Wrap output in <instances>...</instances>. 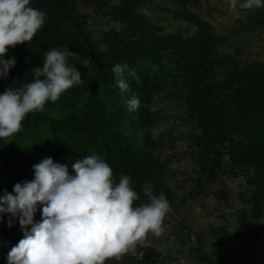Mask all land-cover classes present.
Listing matches in <instances>:
<instances>
[{
	"label": "trees",
	"instance_id": "obj_1",
	"mask_svg": "<svg viewBox=\"0 0 264 264\" xmlns=\"http://www.w3.org/2000/svg\"><path fill=\"white\" fill-rule=\"evenodd\" d=\"M151 1L0 0V264H161L149 242L171 212L180 264H218L209 235L242 249L264 234V71L212 54L224 37L188 8L197 0H169L197 33L156 34ZM242 2L264 26V0ZM167 90L189 95L195 171L179 193L170 161L149 152L159 139L128 132L135 118L150 130L148 105ZM228 173L246 190L234 221L195 225L192 201L226 200Z\"/></svg>",
	"mask_w": 264,
	"mask_h": 264
},
{
	"label": "rangeland",
	"instance_id": "obj_2",
	"mask_svg": "<svg viewBox=\"0 0 264 264\" xmlns=\"http://www.w3.org/2000/svg\"><path fill=\"white\" fill-rule=\"evenodd\" d=\"M187 6L199 18L210 24L213 35L224 37L215 46L212 54L230 53L238 67L264 71V26L257 24L252 19L242 0H197ZM175 9L176 4L169 0H152L142 11L150 17L156 34L181 32L184 36H193L197 33L198 27L175 16ZM90 14L94 16L95 25L101 29L106 26V21L110 20L109 16L105 19L98 12ZM166 59L168 60L166 69L173 70L174 63L171 59ZM175 65L177 66L176 63ZM231 66V63L217 66L213 79L224 78L231 70ZM123 93L128 95L129 88H125ZM2 94L3 96L7 95L6 92H2ZM79 94L77 99L80 102L85 101V95ZM175 94L170 93L169 90L155 94L153 101L148 105L156 116L150 130L137 126L138 121L135 118L134 124L132 120L130 121L129 125L131 126L128 132H132L134 129L142 135L150 131L154 137L159 139L158 145L153 149L150 148L149 152L153 156H157L159 160L167 161V163L170 161L171 164L168 167L172 175L168 176V183L174 192L179 193L181 190L178 189V186L185 183V178L195 170L188 158L190 152L188 146L191 143L187 135L191 126L189 125L190 105L187 103L189 95L183 91L178 95ZM131 111H133L132 108L126 107V112L130 114ZM0 119L5 124L8 122V117L2 113H0ZM31 140H35V137L32 136ZM171 157L174 159L169 160ZM222 184L226 189L224 190L226 200H216L213 196L204 204L192 201L190 220L195 225L206 229L211 225H229L234 221L233 214L244 205L240 197V193L246 192L243 186V177L240 173L238 175L228 173L223 176ZM174 216L177 218L175 212H171L167 223H164L161 216L157 214L158 224L163 222L165 226L157 227L149 242L153 249L159 253V257L156 258L161 264H180L181 243L174 242L176 237L171 232L175 226L169 222V219ZM36 225V222L33 223L32 228L35 229ZM257 225H264V215L259 219ZM240 248L239 241L232 243L209 235V249L218 264H230L231 262H236L235 264H264V234L253 245Z\"/></svg>",
	"mask_w": 264,
	"mask_h": 264
},
{
	"label": "clouds",
	"instance_id": "obj_3",
	"mask_svg": "<svg viewBox=\"0 0 264 264\" xmlns=\"http://www.w3.org/2000/svg\"><path fill=\"white\" fill-rule=\"evenodd\" d=\"M35 222H37V221L35 220Z\"/></svg>",
	"mask_w": 264,
	"mask_h": 264
}]
</instances>
